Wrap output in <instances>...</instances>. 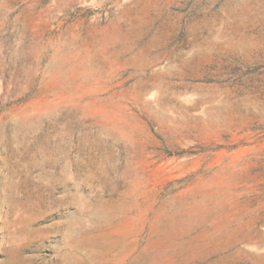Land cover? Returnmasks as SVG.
I'll list each match as a JSON object with an SVG mask.
<instances>
[{
  "label": "rangeland",
  "instance_id": "374dc122",
  "mask_svg": "<svg viewBox=\"0 0 264 264\" xmlns=\"http://www.w3.org/2000/svg\"><path fill=\"white\" fill-rule=\"evenodd\" d=\"M0 264H264V0H0Z\"/></svg>",
  "mask_w": 264,
  "mask_h": 264
}]
</instances>
